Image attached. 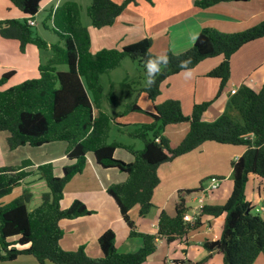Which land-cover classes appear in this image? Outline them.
<instances>
[{"label": "trees", "instance_id": "obj_1", "mask_svg": "<svg viewBox=\"0 0 264 264\" xmlns=\"http://www.w3.org/2000/svg\"><path fill=\"white\" fill-rule=\"evenodd\" d=\"M8 1L25 18L1 20L0 37L17 41L20 53L27 44H32L37 49L48 50L51 55L45 64L38 65L36 78L1 89L14 72L7 71L0 76V132L7 134L5 145L9 151L25 145L39 147L64 142L67 164L62 167L60 176H54L50 162L37 165L32 171L26 170L32 166L28 160L19 165L0 167V199L32 173L37 174L47 189L40 196V204L32 210L26 207L31 196L26 190L11 202L0 203V262L31 256L38 264H143L154 251L157 240L166 243L181 240L189 231H197L202 226L203 216H223L218 238L202 242L209 255L222 256V264H253L259 255L264 256V217L252 213L253 207L244 195L249 175L259 178L264 187V83L257 91L244 84L239 86L229 97L225 110L210 122L201 117L211 100L194 104L188 115L182 113L178 100L166 99L153 104V113H147L152 121L138 125L127 134L142 142V148L137 150L119 140H108L111 117L99 107L102 98L100 76L118 68L128 58L143 67L147 81L145 61L150 56H157L149 51L150 39L142 38L120 49L103 48L92 53L89 33L80 20V7L73 1H66L48 15L49 30L62 44H47L27 24V20L33 19L38 12L42 0ZM135 1L91 0L85 13L90 25L100 29L112 25L125 7ZM231 1L248 0H195L193 5L206 9ZM262 37L264 21L234 33L202 28L190 49L177 55L166 53L168 66H162L154 85L149 87L145 82L141 91L153 103L160 93L161 83L185 71L180 66L181 61L190 60L187 68L192 69L204 59L221 57V61L205 75L219 81L217 97L229 78L231 55L241 46ZM58 65H65L66 70L58 71ZM120 86L129 89L124 83ZM109 103H112L110 98ZM130 112L146 113L131 101L116 115ZM183 123L188 125L185 136L176 146L170 147L162 135L163 130ZM207 141L245 146L244 152L230 162L231 191L224 203L203 205L189 222L185 220L189 208L178 194L174 215L160 211L154 234L137 232L128 212L137 206L139 216L148 213L153 190L159 183L157 167ZM116 149H123L133 160L126 163L114 158ZM88 154L100 168L115 169L126 176L124 181L109 185L106 194L114 201L129 237L139 238L142 242L134 252H117L115 234L110 229L102 232L96 240L100 252L96 259L87 257L82 247L70 252L59 247L62 236L59 221L91 214L78 200H73L64 209L60 207L65 185L83 171ZM198 191L182 192L189 195ZM262 208L264 211V201ZM209 255L190 264H203Z\"/></svg>", "mask_w": 264, "mask_h": 264}, {"label": "crops", "instance_id": "obj_2", "mask_svg": "<svg viewBox=\"0 0 264 264\" xmlns=\"http://www.w3.org/2000/svg\"><path fill=\"white\" fill-rule=\"evenodd\" d=\"M66 1L80 4L79 0H42L38 12L32 20L34 21L35 17L41 12L48 19V15L53 9ZM81 1L86 8L91 0ZM111 1L120 3L123 0ZM194 1L150 0L147 2L136 0L135 3H130L125 7L112 25L100 29L91 26L94 31L85 27L90 37V51L96 52L103 48L120 49L122 46L134 43L142 38H148L151 41L150 53L157 56L164 55L167 52L177 55L191 48L202 28L211 27L219 32L234 33L264 21V0L220 2L206 9L196 8L193 5ZM23 18H25L23 13L8 0H0V21L22 20ZM37 35L40 36L38 33ZM30 47H34L37 51L34 52L35 50ZM17 51H19L17 41L0 37V52H10L12 57L11 63L6 62V57L0 60V76L7 71L14 72L2 85L1 89H6L38 76L37 68L41 64L38 49L32 44H27L24 52H19L22 56H18ZM27 51H33V54L36 53V61L34 60L28 64L21 60ZM220 61L221 57L202 60L191 69L193 72L191 78L185 77V71L168 77L161 83L160 93L153 103L141 91L142 87L140 86L138 88L129 87L125 93H120L118 97L113 94L111 97L112 103L108 102L110 105L114 104L115 98L126 100L127 102L123 106L128 102L135 101L136 105L146 113L130 112L131 114L127 113V115L137 113L143 115L142 118L136 116L122 118L124 115H116L120 111L114 113L110 108L104 109L103 112L111 117V125L116 126L117 134L128 136V132H131L138 125L152 121L147 113H153V104H159L166 99L178 100L182 113L188 115L194 104L211 100L210 105L201 117L203 121L210 122L225 110L227 101L231 96L230 90H237L239 86L244 84L252 89L255 87L256 89L253 90L257 91L264 83V37L241 46L231 55L229 59V78L221 93L215 97L219 81L205 75ZM19 72H22V75L9 82ZM138 97L141 103L136 101ZM96 112L97 110L94 111L95 114ZM116 116L120 117L117 121L113 119ZM187 129L188 125L185 123L171 125L165 127L162 135L168 140L170 147H174L185 136ZM6 136V133L0 132V167L15 166L24 160H28L32 166L26 170L32 171L37 165L50 162L54 167V176H60L62 167L67 164L64 155L66 149L64 142H52L39 147L25 145L9 151L5 145ZM125 144H130L137 150L142 148V146L140 148L136 147L134 142ZM244 150L245 146L241 145L217 144L207 141L195 150L159 165L156 170L159 183L153 190L152 206L148 213L145 216H139L137 206L128 212L136 231L154 234L157 230V218L160 211L166 212L169 216L174 215V206L178 200V194L184 199L185 206L189 208L186 220H192L198 213L195 211L197 205L189 207L187 204L188 196L182 191L199 190L203 187V180L211 176L220 180H229L230 162L238 158ZM113 157L126 163L133 160L132 156L123 149H116ZM125 177V174L115 169L100 168L95 164L92 155H87L83 171L73 176L65 185L60 207L64 209L73 200H78L83 203L91 214L59 221V227L62 231L59 240L61 250L70 252L82 247L87 257L96 259L100 257L96 240L107 229L112 230L115 234L117 252L130 253L141 247L142 242L139 238L129 237L128 229L121 219L114 201L106 194L109 185L120 183L124 181ZM249 182L248 197L245 195L244 190L245 199L253 208L256 204L258 205L256 201L260 202V208H262L264 201L263 183L254 175H249L247 184ZM22 184L26 189H31L33 186L41 187L43 190L40 192L41 195L47 192L44 184L38 180L35 173L29 175ZM219 188L220 186L215 192ZM30 194L29 201L33 200V206L28 208V205H26L28 210H32L40 204L41 195L32 198V193L30 192ZM227 194L226 192L219 194L217 192V195L213 198L206 197L203 205H221L229 196ZM188 199L190 202H194L191 197H188ZM260 210L263 211V208ZM222 217H201L202 226L197 231H189L181 240H174L170 243H166L162 239L157 240L154 251L143 264H190L204 259L209 253L202 247V242L218 238V227ZM0 264L38 263L31 256H18L13 261L0 262ZM203 264H222V256L210 254ZM253 264H264V256L259 255Z\"/></svg>", "mask_w": 264, "mask_h": 264}, {"label": "rangeland", "instance_id": "obj_3", "mask_svg": "<svg viewBox=\"0 0 264 264\" xmlns=\"http://www.w3.org/2000/svg\"><path fill=\"white\" fill-rule=\"evenodd\" d=\"M79 1H80L79 2L80 4L78 6L80 7L81 23H83L82 25L84 27H87V28H89V30L94 31V29L90 25L89 18L87 17V15L85 13V9H86L84 6L85 4L83 5L82 1L81 0H79ZM34 21H35L36 25L31 26V30L35 34L38 33L40 35L39 37H41L44 41H46L48 43L59 44V45L62 44L61 41L58 39V37L49 30L50 22L47 18H45V15L42 12L39 13L37 17H35ZM30 48H33L32 50H35L34 52L37 51L34 47H30ZM17 52H18V56H22V55H20L19 51H17ZM32 52L33 51H29V52L27 51V53L24 54V56L21 58V60L24 63H28V64H29V62H33L34 60L36 61V59H37L36 53L33 54ZM38 52H39L38 53L39 54V60L41 61L40 63L45 64L46 58L50 57V55H51L50 52L48 50H42V49H38ZM96 52H92V53H96ZM4 57H6L5 59H7L6 60L7 63H11L10 60H12V57L10 56V52L9 53L8 52H0V60L4 59ZM56 68L58 71H65L66 70L65 65H58ZM21 75H22V72H19L16 76H13L9 82L19 78ZM145 82H146V80H145V76H144V72H143V67L141 65H139L137 61H132L128 58H125L121 62V65L118 68L112 70L108 74H103L100 76V84L102 87V98H101L100 106H99L100 110L103 111L104 109L106 110L107 108H110L111 110L114 111V113H115V111H122V109L124 107L123 105L127 102L126 100L123 101L124 100L123 98H120V99L115 98L116 103L114 102V104L110 105L108 103L109 98L111 99L113 94L118 97L120 95V93H125V91H127V89L126 88L123 89L120 86V84L124 83L125 85H127L129 87L138 88L139 86L143 87L145 85ZM253 89H256V88L253 87ZM136 101H138V103H141V101L139 100V97L136 99ZM129 114H131V113H129ZM129 114L128 115L124 114V117H122V118H126V116H136L139 118L143 117V115L137 114V113H132V115H129ZM119 118L120 117H118V116L113 117V119H115L116 121L119 120ZM113 139H117V140L123 141L125 143L134 142L136 144V147H139V148L142 146V142L138 139L130 138L126 135L117 134L116 126L114 124L111 125V129L109 131V137H108L109 141L113 140ZM172 141H173V139H172ZM209 178L210 177H207V178H205V180H203V182H204L202 185L203 187H206V185L208 184ZM249 184H250V182L248 184H246L247 186L245 185V187H246L245 188V195L247 197H248V190L250 188ZM219 186H220V188L217 191L218 194L226 192V193H228L227 196L230 195L229 194L230 189H231L230 177H229V180H227V179L221 180ZM23 190L28 191V193L31 192L32 198H33V196L39 195L40 192L43 191L41 189V187H37V186H33L31 189H26L25 186L23 184H21V185L13 187L9 194L3 196L0 199V203L1 204H7V203L11 202L15 198L19 197ZM217 192H215V190L207 191L204 195L203 203H204V200L206 197L207 198L208 197L213 198L214 196L217 195ZM187 196L190 197V195H187ZM188 197H187V200H188L187 204L189 205V207H194L195 205H197L195 202H190ZM256 203H258V205L256 204L255 208H257L258 211H254L255 208H253L252 213L258 214L259 216L263 217V211L260 210V209H262V208H260L261 204H259L260 202H257V201H256ZM27 205H28V208H31L33 206V200L31 199L29 201V204L27 203ZM91 259H95V258H91Z\"/></svg>", "mask_w": 264, "mask_h": 264}, {"label": "clouds", "instance_id": "obj_4", "mask_svg": "<svg viewBox=\"0 0 264 264\" xmlns=\"http://www.w3.org/2000/svg\"><path fill=\"white\" fill-rule=\"evenodd\" d=\"M190 63V60L186 61H181V68L185 70V77L186 78H191L193 76V72L191 69L187 68V65ZM169 64V57L164 54V55H159L155 57H149L145 61V67L147 69V81L146 84L147 86L151 87L152 85L155 84V79L158 74H160L163 67H167Z\"/></svg>", "mask_w": 264, "mask_h": 264}, {"label": "built area", "instance_id": "obj_5", "mask_svg": "<svg viewBox=\"0 0 264 264\" xmlns=\"http://www.w3.org/2000/svg\"><path fill=\"white\" fill-rule=\"evenodd\" d=\"M27 24L29 26H34L35 25V23H34V21L32 19L27 20ZM235 91H236V89L230 90V94L231 95L234 94ZM220 181L221 180L219 178L210 177L206 187H201L198 192L189 194L190 197L192 198V200L197 204V207H196L195 211L198 212V209L203 206V198H204L205 193L207 191L216 190L218 188L219 184H220ZM256 211H258V209H256ZM185 220H186V216H185ZM192 220L190 219V220H186V221H192Z\"/></svg>", "mask_w": 264, "mask_h": 264}]
</instances>
